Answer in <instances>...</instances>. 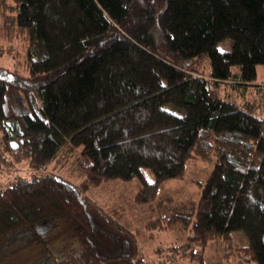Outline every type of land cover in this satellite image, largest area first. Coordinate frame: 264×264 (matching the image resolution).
<instances>
[{
	"label": "trees",
	"instance_id": "1",
	"mask_svg": "<svg viewBox=\"0 0 264 264\" xmlns=\"http://www.w3.org/2000/svg\"><path fill=\"white\" fill-rule=\"evenodd\" d=\"M0 2L4 36L25 42L30 77L0 76V165L36 170L0 187V262L152 264L124 207L86 194L135 180L145 228L177 233L162 264L178 254L205 264L219 239L238 264H264V118L214 86L257 80L264 0ZM223 40L231 49H219ZM68 153L84 174L78 184L39 172ZM192 158L214 162L197 179L200 196L164 193ZM241 230L248 243L235 246Z\"/></svg>",
	"mask_w": 264,
	"mask_h": 264
},
{
	"label": "rangeland",
	"instance_id": "2",
	"mask_svg": "<svg viewBox=\"0 0 264 264\" xmlns=\"http://www.w3.org/2000/svg\"><path fill=\"white\" fill-rule=\"evenodd\" d=\"M8 1L10 2L11 0ZM164 1L159 0L160 5ZM1 10L2 7H0ZM1 26L2 22H0V76L8 78L13 82L29 80L30 77L25 63V42L19 37L12 38L11 40L7 39L4 36L6 29H3ZM218 47L220 50H229L231 49V44L228 40H223ZM181 64L187 66L195 64L196 68L199 67L197 63L193 64L191 60L182 61ZM200 69L205 73V76H209V72L211 71L209 60L202 62ZM257 75V80L254 83L234 85L231 81L227 80L220 82V85L214 86L219 88L223 98L236 101L241 107L250 109L256 115L264 118V86H260L264 85V65L257 66ZM1 134L0 132V137ZM213 164L214 162H209L205 159L192 158L187 164L185 175L181 179L166 181L163 192L170 196L172 195L178 200L198 198L200 196V186L197 179L205 180L208 173L212 170ZM45 170L62 175L67 179L69 178L77 184L84 177V174H82V171L78 167V163H76V159L69 153L66 159L62 158L59 163L51 162L50 165L39 172H44ZM33 171L36 170L34 168L31 169L27 161L10 166L2 164L0 165V187L9 183L18 174L34 177V174L31 175ZM149 178H153L152 173L149 174ZM137 190L138 183L135 180L125 182L113 180L102 184L100 187H92L86 191V194L98 204L107 208L115 205L123 206L125 210V222H128L129 227L133 230L140 229L138 240L148 262L162 264L163 261L168 260L169 254H171L168 247L176 242L177 233L170 230H147L145 228L146 219L137 211L134 205ZM247 243L248 236L242 230L234 231L235 246H242ZM228 253L222 239L210 241L204 255L205 264H238V259L235 258L236 255L233 253L229 255ZM20 255L22 254L15 255L14 260L7 257L0 264L19 263L21 262L19 260L23 258ZM170 258L174 260L175 264H199V260H192L189 257L184 258L181 254H178L177 257L171 255ZM28 262H21V264H28ZM72 264L76 263L72 262ZM251 264L257 263L254 261Z\"/></svg>",
	"mask_w": 264,
	"mask_h": 264
},
{
	"label": "water",
	"instance_id": "3",
	"mask_svg": "<svg viewBox=\"0 0 264 264\" xmlns=\"http://www.w3.org/2000/svg\"><path fill=\"white\" fill-rule=\"evenodd\" d=\"M23 141V139H21V142ZM11 144H12V147L13 148H18L19 147V145H20V143H18L17 141H15V140H12L11 142H10Z\"/></svg>",
	"mask_w": 264,
	"mask_h": 264
}]
</instances>
